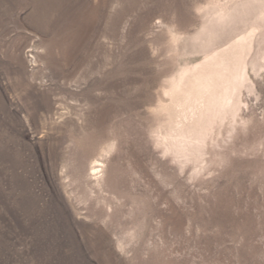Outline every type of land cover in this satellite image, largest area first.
Wrapping results in <instances>:
<instances>
[{"label":"rangeland","instance_id":"obj_1","mask_svg":"<svg viewBox=\"0 0 264 264\" xmlns=\"http://www.w3.org/2000/svg\"><path fill=\"white\" fill-rule=\"evenodd\" d=\"M0 264H264V0H0Z\"/></svg>","mask_w":264,"mask_h":264},{"label":"bare ground","instance_id":"obj_2","mask_svg":"<svg viewBox=\"0 0 264 264\" xmlns=\"http://www.w3.org/2000/svg\"><path fill=\"white\" fill-rule=\"evenodd\" d=\"M102 166V164L100 162H98L97 160H95L93 162V165L91 167V171H92V175H96V174H99L100 172V169L99 167Z\"/></svg>","mask_w":264,"mask_h":264}]
</instances>
